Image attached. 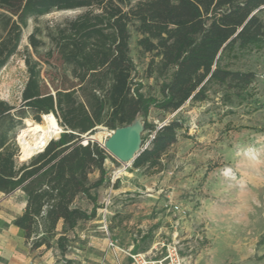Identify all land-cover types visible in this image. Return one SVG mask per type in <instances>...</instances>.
<instances>
[{
	"label": "trees",
	"instance_id": "trees-1",
	"mask_svg": "<svg viewBox=\"0 0 264 264\" xmlns=\"http://www.w3.org/2000/svg\"><path fill=\"white\" fill-rule=\"evenodd\" d=\"M0 8V70L18 52L30 18L83 9L45 30L34 28L28 36L32 50L27 46L23 57L28 78L22 103L0 99V191L21 188L26 194L25 210L14 223L31 249L45 246L62 256L78 225L97 217L105 162L113 158L98 142L84 144L83 137L141 115L149 136H143L132 165L158 170L183 125L177 119L162 126L149 122L151 107L171 113L187 101H205L214 86L223 90V103L233 105L256 80L254 71L234 63L264 49V0H0ZM134 33L139 50L150 54L146 76L164 78L159 96L146 94L138 80ZM49 113L63 132L18 162L17 127L29 116L41 122ZM95 171L99 176L92 180ZM80 197L92 204L90 210L77 203Z\"/></svg>",
	"mask_w": 264,
	"mask_h": 264
},
{
	"label": "rangeland",
	"instance_id": "rangeland-1",
	"mask_svg": "<svg viewBox=\"0 0 264 264\" xmlns=\"http://www.w3.org/2000/svg\"><path fill=\"white\" fill-rule=\"evenodd\" d=\"M82 10H53L29 19L18 52L0 70V99L17 107L22 103L21 94L28 78L23 57L27 46L32 50L28 36L34 28L38 25L45 30L74 18ZM259 14L264 21V10ZM137 39L134 33L131 55L139 70L138 80L144 84L146 94L159 96L164 78L146 76L150 54L139 50ZM233 67L256 73L250 92L233 105L224 104L223 90L214 86L205 101H187L174 112L151 107L149 122L160 126L177 119L183 125L160 169L147 172L131 165L122 170L112 187L110 179L122 164L113 156L106 160L109 167L105 184L98 189V199L101 207L111 194L109 229L121 244L138 240V251L159 255V242L174 241L185 264H264V49L245 55ZM41 118L39 123H43V115ZM28 121L38 122L29 116L17 127L18 162L29 157L19 143ZM111 131L100 126L93 136L102 142ZM98 134L101 139H97ZM143 136H149V132L144 130ZM85 140L83 137L82 141ZM98 176L95 171L90 178L95 180ZM77 203L92 208L84 197L78 198ZM174 203L185 212H176ZM95 219L97 222L85 228L81 222L66 256L55 249L45 253L52 257L51 264H89V252L91 257L108 254L96 243L105 240L106 235L100 229L101 217L97 215ZM89 232L95 237L91 245Z\"/></svg>",
	"mask_w": 264,
	"mask_h": 264
},
{
	"label": "crops",
	"instance_id": "crops-1",
	"mask_svg": "<svg viewBox=\"0 0 264 264\" xmlns=\"http://www.w3.org/2000/svg\"><path fill=\"white\" fill-rule=\"evenodd\" d=\"M105 166L106 168L109 167L107 161L105 162ZM25 206L26 194L21 188H17L9 193L0 191V264H51L53 262L52 257H48L45 253L52 248L45 250V246H42L38 249H31L30 244L26 242L24 231L14 223V220L24 212ZM94 221L97 222L96 219L84 221L83 227H88ZM78 227L75 229L76 233L79 232ZM59 228H61V225ZM84 228L82 231H85ZM112 235L116 237L113 232ZM88 238L90 245L94 243L95 237L91 232H89ZM96 243L100 244L98 248H105L108 254L91 257V253L89 252V255H87L89 264H116L112 250L107 247L106 239ZM119 244L123 247H131L135 252H138L140 248L138 240H126L123 241V244L120 242ZM88 248L90 249L91 247ZM120 264L133 263L128 256L121 255Z\"/></svg>",
	"mask_w": 264,
	"mask_h": 264
},
{
	"label": "built area",
	"instance_id": "built-area-1",
	"mask_svg": "<svg viewBox=\"0 0 264 264\" xmlns=\"http://www.w3.org/2000/svg\"><path fill=\"white\" fill-rule=\"evenodd\" d=\"M83 142V141H82ZM122 168L118 169L114 172V175L110 179V184L112 187H114L116 181L121 176L122 170L127 169L129 166L132 165V162L130 163H123ZM108 198V199H107ZM106 198V202L104 205H102L100 208H98V217H101L100 220V229L103 233L106 235V241H107V247L112 250L115 262L116 264H120V256L126 255L129 258H131L133 264H185L184 258L180 255L178 250V244L177 242H159L162 250L159 255L157 254H151V251H133V248L131 247H123L119 244L118 240L113 237V235L110 233L109 229V209L108 205L111 202V194H108V197ZM173 208L178 213L185 212L183 207L179 205L178 203L173 204Z\"/></svg>",
	"mask_w": 264,
	"mask_h": 264
},
{
	"label": "water",
	"instance_id": "water-1",
	"mask_svg": "<svg viewBox=\"0 0 264 264\" xmlns=\"http://www.w3.org/2000/svg\"><path fill=\"white\" fill-rule=\"evenodd\" d=\"M163 124L165 123H162L160 126ZM143 131L144 118L139 115L130 124L112 130L103 142L96 140L93 134H91L85 136L86 140L83 141V143L87 144L89 141L98 142L119 162L130 163L133 162L143 150ZM45 146L42 149L37 150L34 154L44 150ZM34 154L30 155L28 158H31Z\"/></svg>",
	"mask_w": 264,
	"mask_h": 264
},
{
	"label": "bare ground",
	"instance_id": "bare-ground-1",
	"mask_svg": "<svg viewBox=\"0 0 264 264\" xmlns=\"http://www.w3.org/2000/svg\"><path fill=\"white\" fill-rule=\"evenodd\" d=\"M61 131L62 127L52 113L43 115V123L28 121L27 126L22 128L19 136L22 152L27 156L34 154L47 145L50 139L58 137ZM98 138H100L99 134Z\"/></svg>",
	"mask_w": 264,
	"mask_h": 264
}]
</instances>
